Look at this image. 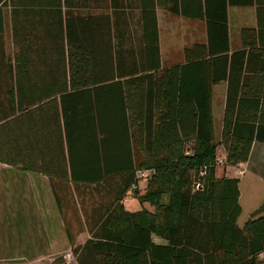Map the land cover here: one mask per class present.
<instances>
[{
	"label": "trees",
	"instance_id": "16d2710c",
	"mask_svg": "<svg viewBox=\"0 0 264 264\" xmlns=\"http://www.w3.org/2000/svg\"><path fill=\"white\" fill-rule=\"evenodd\" d=\"M9 2L0 162L50 179L76 263L259 264L264 200L240 226V179L216 175L213 88L227 81L221 144L238 165L264 144V28L230 54L227 0ZM158 7L206 22L183 64L162 67Z\"/></svg>",
	"mask_w": 264,
	"mask_h": 264
},
{
	"label": "crops",
	"instance_id": "0c3cea01",
	"mask_svg": "<svg viewBox=\"0 0 264 264\" xmlns=\"http://www.w3.org/2000/svg\"><path fill=\"white\" fill-rule=\"evenodd\" d=\"M5 1L0 0V40L11 42L13 6ZM212 1L214 7L220 8L219 0ZM226 7L231 54L243 48V28H264V0H227ZM164 10L158 7L157 17L161 62L162 67L167 68L185 63L184 50L196 43H206L207 30L204 19L178 15L174 18L170 15L172 13ZM227 87V81H222L213 88L215 134L218 131L221 135ZM229 166L233 173L226 176L240 179V199L244 179L246 190L252 187L256 192L260 191L256 196L258 199H254L259 200L260 206L264 200V144L255 142L247 161ZM239 169L244 173H236ZM142 207L128 209L137 211ZM144 207L154 211L147 204ZM88 237L86 229L79 234L77 243L83 244ZM154 239L158 243L163 242L158 237ZM70 249V240L50 179L46 175L0 162V264H44L53 262Z\"/></svg>",
	"mask_w": 264,
	"mask_h": 264
},
{
	"label": "rangeland",
	"instance_id": "374dc122",
	"mask_svg": "<svg viewBox=\"0 0 264 264\" xmlns=\"http://www.w3.org/2000/svg\"><path fill=\"white\" fill-rule=\"evenodd\" d=\"M92 11H94V10H92ZM165 12H167V11H165ZM170 15H172L174 18H177V16L174 14H170ZM216 134L217 135H216L215 140H216V142H218L216 175L218 177L219 176L221 177V176H226V174H232L233 169L230 168V166L226 163V159H225L226 158L225 157L226 156V153H225L226 149H225L224 145L221 144V135L219 134L218 131ZM236 173L243 174L244 170L239 169L238 171H236ZM143 188H144V183L142 181V182H140V190L143 191ZM250 190L249 189L246 190L245 181L243 179L242 183H241V199H240V204L242 206L243 211H242V215L240 216V218L238 220V223L240 225L245 223V221L250 217L251 213L257 207H259V204H258V203H260V202H258L259 200L257 201L254 199H258V198H256V196H258L260 194V191L256 192L255 189H253L252 187ZM126 205L130 209H135V208L140 207L141 204L139 203V201L136 198L132 197L131 193H129L127 196ZM263 252H261L258 256V260L261 261L259 264H264V253ZM51 262L52 261L45 262L44 264H51Z\"/></svg>",
	"mask_w": 264,
	"mask_h": 264
},
{
	"label": "built area",
	"instance_id": "2783aa9c",
	"mask_svg": "<svg viewBox=\"0 0 264 264\" xmlns=\"http://www.w3.org/2000/svg\"><path fill=\"white\" fill-rule=\"evenodd\" d=\"M62 256L65 260V264H77L76 258L71 249L68 252L62 254Z\"/></svg>",
	"mask_w": 264,
	"mask_h": 264
}]
</instances>
